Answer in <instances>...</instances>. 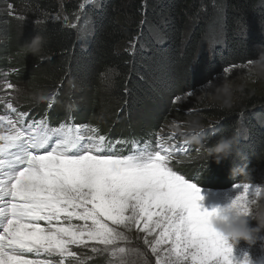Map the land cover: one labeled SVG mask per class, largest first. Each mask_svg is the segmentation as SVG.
<instances>
[{
    "label": "trees",
    "instance_id": "1",
    "mask_svg": "<svg viewBox=\"0 0 264 264\" xmlns=\"http://www.w3.org/2000/svg\"><path fill=\"white\" fill-rule=\"evenodd\" d=\"M97 4L86 8L72 0L64 4L67 13H78L82 23H89L87 38L80 28L53 20L61 12L57 0H0V83L16 85L28 75L27 81L43 93L56 88L63 94L69 88L68 81L76 78L79 90L70 93L76 95L74 99L80 95L94 99L100 90L99 74L112 66L119 70L113 98L120 103V111L127 109L129 117L131 109L157 97L193 91L225 68L255 61L264 50V0H97ZM16 13L38 23L19 29L12 17ZM38 33L47 40L43 59L26 55L22 48ZM209 42L212 52H202L201 46ZM39 69L43 70V81L33 76ZM1 102L0 109L5 104ZM36 103L31 100L22 107L37 112ZM60 103L52 112L55 124L64 121L68 110L76 123L98 116L95 101L83 109L74 103V110ZM203 115L217 130L200 146L204 152L202 157L196 155L197 168L207 175L231 174L233 160L217 164L209 160L205 147L232 135L239 137L249 167L264 165L262 97L246 90L231 107L209 108ZM119 130L129 131L125 122Z\"/></svg>",
    "mask_w": 264,
    "mask_h": 264
},
{
    "label": "snow or ice",
    "instance_id": "2",
    "mask_svg": "<svg viewBox=\"0 0 264 264\" xmlns=\"http://www.w3.org/2000/svg\"><path fill=\"white\" fill-rule=\"evenodd\" d=\"M8 107L16 119L0 116V264H56L51 257L76 258L70 245L87 241L113 257L137 254L151 264L139 248L119 246L129 240L121 227L145 234L155 264H233L232 247L211 223L223 209L202 208V189L173 170L169 146L131 141L135 150L120 155L103 135L44 120L25 126L28 114ZM235 188L228 208L241 213L262 194L248 183Z\"/></svg>",
    "mask_w": 264,
    "mask_h": 264
},
{
    "label": "rangeland",
    "instance_id": "3",
    "mask_svg": "<svg viewBox=\"0 0 264 264\" xmlns=\"http://www.w3.org/2000/svg\"><path fill=\"white\" fill-rule=\"evenodd\" d=\"M57 1L61 12L58 16H53V20H61L65 26L80 28L81 34H85L88 38V33H90L89 23H82L81 16H79L80 14L76 13L70 15L64 10V4L69 0ZM72 1L78 2L83 8L91 5L89 0ZM12 17L19 23V29H23L24 24L29 25L30 22L34 24L38 23V21L30 20L29 17L18 13L13 14ZM212 46V42L203 44L201 46V51L212 52ZM253 62L254 61L235 65V67H229L227 73L222 72L204 86L190 91L193 93L192 96H188L187 93L189 92H185L167 98L157 97L152 103L150 102L144 106H139L133 110L131 109L129 117L125 115L127 109L124 108L120 111V109H122L120 103L116 102L113 98V88H105L101 83L99 86L100 90L96 93L94 99L92 96L88 95H80V98L77 96V99H74L76 95L73 94L72 96L70 94L74 92L70 88H65L63 94L54 88L51 92L52 96L50 99L44 100V102H38L35 99V95L37 93H43V91H41L38 85L31 81H27L28 75L25 80H20L16 85H12L13 87L11 89L8 88L11 81L5 82L2 80L0 83V99L2 100L1 103L5 104L0 109V116H9L14 120V117L10 114L8 105L11 104L13 107L17 108L34 100V102H38L36 105L40 110L37 112L32 110L28 111L32 116L31 123L36 121V117L39 113L50 108L49 116L47 117V115H45L42 118L49 127L55 128L54 120L49 118L53 116L52 112L55 113V106L58 103L61 102V105L65 103L64 105H67V107L70 103H76L80 109H83L89 106L91 101H95V109L98 111V116L93 118V123L95 124L93 125L90 118L77 122V124H81L80 127H76L80 128L82 134L86 132L89 135H94L92 131L93 127L102 128L100 129V133L103 128L107 130L111 126L120 129L122 122H125L127 130H129L130 133L127 138L106 139V141L108 140L115 145L113 151L120 155L130 154L135 150L131 141L138 142L136 147L148 145L152 149H155L158 144L163 143L172 150L173 156L170 166L173 167V170L178 172V174L184 175L186 179L197 182L198 186L202 189L201 195L203 199L200 201L202 208L209 211L215 208H228L239 195L240 190L235 188L236 184L243 185L248 183L253 186H260L262 188L261 196H264V165L254 169L250 178L246 176L239 177V175L232 176L231 174H223L222 176L213 174L214 176L211 177H203L204 171L198 172L194 161L196 155L202 157L204 150H201L200 146L203 147L204 144L201 145L195 142L191 144L192 142L189 136L192 132L191 129L187 128V123L193 118H201V121H204L202 124L206 126V133L217 126L213 121H205L203 114L204 110L209 108L222 107L221 102L215 99L214 96L216 88L225 81L230 82L232 85V103L240 101L246 90L252 91L255 95L264 99V74L254 71ZM33 74L34 77H38L40 80L42 79V81L45 79L42 78L43 70L41 69L34 71ZM178 96L181 98L180 100H176ZM72 99H74V101ZM69 114L70 110H68L67 117H69ZM61 125L71 126L72 121L64 120ZM168 134L177 138L180 145L172 148L174 140L172 136ZM100 135L103 134L101 133ZM117 141H122L124 143H116ZM176 151H178V153ZM249 219L251 225L256 226L257 222L251 220L250 217ZM71 222L77 225L83 224V221L78 220H72ZM119 230L124 231L129 237L128 241L119 242L120 247L130 249L139 248L142 252L147 254L151 264H155V256L151 253L150 249L143 244L142 237L145 235L144 233H140L136 229L128 231L123 227ZM228 243L233 249V264H245L246 259L248 264H264V233H261L260 239L255 244H249L243 240L235 244L230 239ZM70 248L77 254L76 258L54 256L53 261L56 262V264H58L60 260H63V264H121V261H123V264H143L142 258L137 254L130 253L124 256L113 257L110 251H104L105 246L96 244L93 241H87L85 244L81 245H70ZM93 248L98 249V251H93ZM44 256L47 257L46 254H42L40 258L43 259L45 258ZM33 258L36 257L33 256Z\"/></svg>",
    "mask_w": 264,
    "mask_h": 264
},
{
    "label": "clouds",
    "instance_id": "4",
    "mask_svg": "<svg viewBox=\"0 0 264 264\" xmlns=\"http://www.w3.org/2000/svg\"><path fill=\"white\" fill-rule=\"evenodd\" d=\"M46 43V38L38 33L29 42H26L22 48L26 55L31 54L38 59H43L42 54L45 52ZM253 64L255 72L264 74V50L259 52ZM118 76L119 70L109 66L99 74L98 78L105 88L111 89L115 87L116 77ZM68 86L73 91L79 90V83L76 78L70 79ZM51 96V92L46 94L37 93L35 99L40 102L50 99ZM232 97V85L228 81L219 85L215 90L214 98L221 102L222 107H231ZM68 107L74 110L77 106L74 103H70ZM187 128L191 129L192 132L189 136L190 141L203 145L206 126L199 119L193 118L187 123ZM239 143L237 135L224 136L211 146L207 145L205 151L209 160L214 159L217 164L223 160L232 159L233 167L230 170L232 176L243 175L250 178L254 169L249 167L247 156L240 149ZM235 161H242L243 163H236ZM249 217L257 222L256 226L251 225ZM211 223L218 233L235 244H238L241 240L249 244H255L260 239L261 233H264V196L257 197L246 213H241L235 209L223 208V210L213 216Z\"/></svg>",
    "mask_w": 264,
    "mask_h": 264
}]
</instances>
